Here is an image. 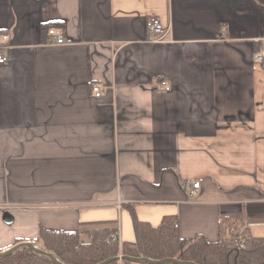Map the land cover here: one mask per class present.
<instances>
[{"label":"crops","instance_id":"crops-1","mask_svg":"<svg viewBox=\"0 0 264 264\" xmlns=\"http://www.w3.org/2000/svg\"><path fill=\"white\" fill-rule=\"evenodd\" d=\"M0 33V250L39 227L134 243L132 216L264 238V0H0Z\"/></svg>","mask_w":264,"mask_h":264},{"label":"trees","instance_id":"trees-1","mask_svg":"<svg viewBox=\"0 0 264 264\" xmlns=\"http://www.w3.org/2000/svg\"><path fill=\"white\" fill-rule=\"evenodd\" d=\"M135 242L118 245L112 239L116 229H95L88 242H80L79 233L38 229L35 240H17L13 245L30 243L36 249L51 254L61 264H99L121 256L108 264H150L133 262L127 258H146L151 261L173 259L193 264H264V238H254L240 229L238 219L223 218L218 224V240L208 242L204 237L183 239L173 218L164 217L158 226L151 227L134 216ZM241 238L243 244L234 246ZM0 264H55L47 256L27 247H20L11 254L0 257ZM160 264H177L165 262Z\"/></svg>","mask_w":264,"mask_h":264},{"label":"built area","instance_id":"built-area-1","mask_svg":"<svg viewBox=\"0 0 264 264\" xmlns=\"http://www.w3.org/2000/svg\"><path fill=\"white\" fill-rule=\"evenodd\" d=\"M146 28L148 33L154 38V40L160 39L165 34V28L161 21L158 18L150 17L146 22ZM8 35L4 33H0V42L7 40ZM71 40L63 37L60 33H57L54 29H49L47 31V38H46V44L49 45H65L70 44ZM2 47L0 46V65H4L7 62V59L3 53H1ZM253 59L257 63L264 62V56L261 53H256L253 56ZM160 86L165 89L169 90L167 84L165 82H160ZM91 92L93 94V97L95 99H99L102 95V89L101 86L97 84L91 85ZM189 196L192 197L194 194H196L199 191L200 183L199 182H188L187 183ZM176 225V224H175ZM112 239L115 241L120 240L119 235V229L115 231V234L112 236ZM234 246L238 247L241 244H243V240L241 238H236L234 240Z\"/></svg>","mask_w":264,"mask_h":264},{"label":"water","instance_id":"water-1","mask_svg":"<svg viewBox=\"0 0 264 264\" xmlns=\"http://www.w3.org/2000/svg\"><path fill=\"white\" fill-rule=\"evenodd\" d=\"M3 219H4V221L6 223H10L12 218H11L9 213H4ZM20 247H27V248L33 250L34 252H36L38 254L47 256L55 264H61L51 254L36 249L30 243H20V244L14 245L13 247L9 248L8 250L0 253V257L7 256V255L11 254L13 251L17 250ZM122 259L123 258L121 256H118L117 258H111V259L105 260V261H103V262H101L99 264H108V263H110L112 261H115V260L121 261ZM127 259L130 260V261H133V262L144 261V262H148L150 264H160V263H165V262H172V263H177V264H193V263H190V262L182 263V262H179V261H176V260H173V259H163V260H160V261H151V260H148L146 258H127Z\"/></svg>","mask_w":264,"mask_h":264}]
</instances>
